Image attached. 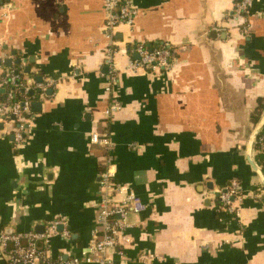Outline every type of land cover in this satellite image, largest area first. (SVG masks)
Instances as JSON below:
<instances>
[{
    "label": "crops",
    "instance_id": "0c3cea01",
    "mask_svg": "<svg viewBox=\"0 0 264 264\" xmlns=\"http://www.w3.org/2000/svg\"><path fill=\"white\" fill-rule=\"evenodd\" d=\"M236 1L131 0L133 24H118L111 42L103 0H4L0 77L18 65L24 81L52 84L27 93L22 143L0 117V232L41 234L59 219L47 244L54 264L87 251L106 157L89 143L98 131L138 207L116 263L264 264V190L246 158L249 114L264 95V0H250L247 34L229 26ZM163 42L170 68L130 66L135 44ZM233 182L241 192L228 209L217 191ZM0 264H10L1 249Z\"/></svg>",
    "mask_w": 264,
    "mask_h": 264
},
{
    "label": "built area",
    "instance_id": "2783aa9c",
    "mask_svg": "<svg viewBox=\"0 0 264 264\" xmlns=\"http://www.w3.org/2000/svg\"><path fill=\"white\" fill-rule=\"evenodd\" d=\"M250 0H237L234 3L232 13L227 18L229 26L237 28L241 33L247 34L250 28L249 22ZM102 9L105 20L102 27L104 35L112 42L114 28L121 23L132 25L136 11L131 6V0H103ZM218 30V27H213ZM115 48L109 46L106 49V59L111 63V74L109 79H114L116 64L113 60ZM137 55L130 66L133 68H144L156 70L158 68L168 69L173 64V50L170 44L163 42L155 48L149 49L142 43L134 45L133 51ZM20 76L12 70L7 71L0 77V89L6 91V101L0 102V117L7 126L6 133L13 136L15 144L24 141L28 128V117L30 115V100L11 101L13 93L20 88L24 94L32 89L46 90L52 83L34 82L32 80L18 83ZM108 90L109 87L107 86ZM118 108L114 102L108 109L107 114ZM89 143L102 146L106 151L104 169L100 172L99 199L96 207L95 227L92 231L89 246L80 258L66 260L63 264H77L81 261L91 264H119L111 256L113 248L123 238L126 219L130 212L137 211L134 204V193L127 185L118 184L115 181V171L111 151L113 149L110 136L106 132L90 131L88 133ZM261 148H264L261 146ZM259 167V166H258ZM260 168V167H259ZM240 186L235 182L217 191L218 200L222 206L230 209L232 200L239 197ZM62 224L59 219L47 223L43 233L34 232L19 233L16 231L0 232V249L10 264H54L47 248L51 236L58 234L57 227ZM61 236L69 238V231L62 230ZM40 241V243H38Z\"/></svg>",
    "mask_w": 264,
    "mask_h": 264
},
{
    "label": "trees",
    "instance_id": "16d2710c",
    "mask_svg": "<svg viewBox=\"0 0 264 264\" xmlns=\"http://www.w3.org/2000/svg\"><path fill=\"white\" fill-rule=\"evenodd\" d=\"M3 1L4 0H0V4ZM144 45L147 46V48H149V49L155 48V46L149 47L146 44H144ZM11 70L13 72H17L19 74L20 79L18 80V83L21 84L22 82H24L23 74H22L20 68H18V65L11 67ZM7 90H8V88H5L3 93H0V102L6 101L5 94H6ZM25 98L30 99L28 94L27 93L24 94L22 92V89L20 88L18 91L13 93V98L11 99V101L22 100ZM263 110H264V95L259 96L257 98L255 106L253 107V109L251 110V112L249 114V120H250L252 127H254L256 125V123L259 121V119L263 113ZM261 146L264 147V125L260 128L258 134L256 135V137L254 139L253 145H252L253 161L257 166L260 167V169L262 170V172L264 174V148H261ZM259 189H262V187L260 185H259ZM262 197L264 198V194H262Z\"/></svg>",
    "mask_w": 264,
    "mask_h": 264
},
{
    "label": "water",
    "instance_id": "95a60500",
    "mask_svg": "<svg viewBox=\"0 0 264 264\" xmlns=\"http://www.w3.org/2000/svg\"><path fill=\"white\" fill-rule=\"evenodd\" d=\"M134 56L137 58L136 54ZM4 63L10 64V60L6 59V60H4ZM26 69H28V67ZM28 93L31 95L32 91L30 90ZM36 105H38V104H36ZM263 125H264V110H263V113H262L259 121L253 127L252 132L250 134L249 140H248L247 145H246V158H247V161L249 162L251 168L253 169L255 174L258 176L260 184L264 190V174H263L262 170L254 163L252 156H251V150H252V145H253L254 139H255L256 135L258 134L260 128ZM38 243H40V241Z\"/></svg>",
    "mask_w": 264,
    "mask_h": 264
}]
</instances>
